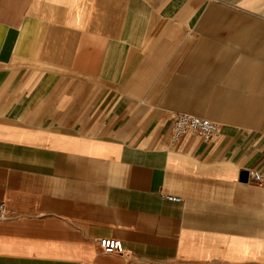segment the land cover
Listing matches in <instances>:
<instances>
[{
  "label": "crops",
  "instance_id": "crops-1",
  "mask_svg": "<svg viewBox=\"0 0 264 264\" xmlns=\"http://www.w3.org/2000/svg\"><path fill=\"white\" fill-rule=\"evenodd\" d=\"M0 201V264H264V0H0Z\"/></svg>",
  "mask_w": 264,
  "mask_h": 264
},
{
  "label": "built area",
  "instance_id": "built-area-1",
  "mask_svg": "<svg viewBox=\"0 0 264 264\" xmlns=\"http://www.w3.org/2000/svg\"><path fill=\"white\" fill-rule=\"evenodd\" d=\"M171 137L173 142H178L187 132L195 139L212 141L220 134V124L210 118L193 115L190 113H176L171 120ZM249 172V179L262 181V174L255 169ZM171 199H179L170 196ZM6 216V204L0 201V220ZM99 247L104 253L125 254L126 249L121 240L115 238L102 237L98 240ZM81 264H91L84 261Z\"/></svg>",
  "mask_w": 264,
  "mask_h": 264
},
{
  "label": "water",
  "instance_id": "water-1",
  "mask_svg": "<svg viewBox=\"0 0 264 264\" xmlns=\"http://www.w3.org/2000/svg\"><path fill=\"white\" fill-rule=\"evenodd\" d=\"M241 180L242 181H248L249 180V172L248 171H243L241 173Z\"/></svg>",
  "mask_w": 264,
  "mask_h": 264
}]
</instances>
